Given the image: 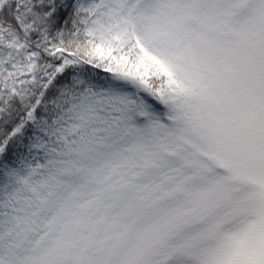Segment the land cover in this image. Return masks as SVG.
<instances>
[{"label": "snow or ice", "instance_id": "obj_1", "mask_svg": "<svg viewBox=\"0 0 264 264\" xmlns=\"http://www.w3.org/2000/svg\"><path fill=\"white\" fill-rule=\"evenodd\" d=\"M0 264H264V0H0Z\"/></svg>", "mask_w": 264, "mask_h": 264}]
</instances>
